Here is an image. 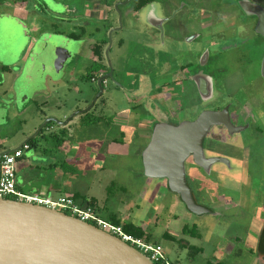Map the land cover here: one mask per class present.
<instances>
[{
    "label": "rangeland",
    "instance_id": "obj_1",
    "mask_svg": "<svg viewBox=\"0 0 264 264\" xmlns=\"http://www.w3.org/2000/svg\"><path fill=\"white\" fill-rule=\"evenodd\" d=\"M6 1L0 0V150H12L20 146L48 117L61 120L64 114H67V118L78 109L83 110L89 106L97 86L87 76L90 70L96 71L99 68V65L91 61L90 46L94 41L108 38L104 29L105 22H94L83 15L84 9L89 6L88 0H8L12 3L11 6H6ZM30 2L34 3L33 7ZM260 3L264 5L263 1ZM131 4L120 6L121 13L131 7ZM2 12L9 13V16H2ZM113 12L111 15H115L118 22V12ZM89 14L100 15L97 9H92L88 16ZM136 22L142 28L127 27L126 17L123 16V29L114 34H119L124 45L118 56L110 53L113 74L108 78V86L89 113L73 116L71 124L77 125L72 129L71 135L73 140L80 143L75 152H69L71 159L63 166L69 173L68 181L75 186H96V191L102 188L104 195L108 197V203L116 206L118 211H131L132 216L127 219L134 224L145 225V238L159 243L171 261L180 264H209V261L264 264V258H258L253 246L257 241L253 239L259 226L256 223L264 221L262 188L260 197L254 200L257 191L255 186H264V132L263 136L257 134L263 140V143H259L262 144V151L257 152V157L263 164L262 174L259 176V173H251L243 185V170L239 171L241 165L236 160L231 163V167L235 166V171L231 172L225 167L227 175L235 180V184L230 182L226 188L221 186L216 190L215 182L208 179L211 185L205 187L209 191L198 194L195 181H189L198 202L214 211V214L205 213L201 216L191 213L182 202L177 201L165 182L144 177L140 154L135 151L144 148L148 141L144 137L140 138V130L137 129L130 139L127 129L123 130V135L119 132L120 124L125 122V117L120 118L119 114L126 115L134 105L138 106L132 112L134 122L154 116L155 105L150 99L162 100L160 109L166 108L164 114L170 122L194 118V106L199 103L192 83L183 78V73H180L181 79L175 82L176 85H167L163 88V93L153 89L149 99L143 97L135 100L133 97L139 93L132 95L129 92L131 89L125 91L121 88V84L133 89L140 88L145 66L150 70L149 77L159 76L158 78L169 81L170 74L172 76L187 55L190 56L188 59H193L196 55L194 44L186 38L175 46L168 45L166 41L162 46L160 36L157 43L147 44L148 37L151 36L150 40L153 37L147 32L146 28L149 27L141 21ZM185 28L193 30L190 25ZM142 30H146V35ZM69 33L81 38L71 39L68 37ZM230 44L231 47L221 51L218 56V64L225 69L219 77L236 81L237 76L242 75L240 82L245 83L242 90L244 94L247 91L246 95L254 89L253 85L257 89L262 88L264 81L258 77L257 72L258 49L249 51L246 58L241 54L244 45L240 40L230 41ZM177 47H181L183 53ZM65 49L70 57L59 66L57 62L66 55ZM139 53L144 55L148 63L144 65L140 62L137 58ZM250 58L252 63H249ZM104 62L106 67L102 68H109L106 58ZM2 65L8 66L11 71H2ZM215 65L216 62H213L211 67ZM72 69L74 76H70ZM85 74L86 79L83 77ZM58 79L60 83L57 89L55 80ZM173 87L174 94L171 93ZM101 99L105 100L107 106L102 107L104 110L99 113ZM148 100L150 104L146 105ZM259 107L264 116V103L260 102ZM254 112L257 113L256 110ZM98 115L101 117H96ZM260 119L264 122V119ZM105 130L108 141L117 140V143L108 142L107 146L104 142L92 140L102 137ZM49 136L43 127L29 142L31 151H39L38 147L43 145L42 142L45 144ZM92 146L97 147V152H92ZM28 151L23 150V156H29ZM41 152L45 153V158L51 154L48 148ZM76 194L77 197L73 199L81 203L82 196L80 193ZM100 217L106 219L102 214ZM252 217L254 221L250 222ZM193 224L201 238H193L182 232V229ZM189 245L201 248V251L194 252Z\"/></svg>",
    "mask_w": 264,
    "mask_h": 264
},
{
    "label": "flooded vegetation",
    "instance_id": "obj_2",
    "mask_svg": "<svg viewBox=\"0 0 264 264\" xmlns=\"http://www.w3.org/2000/svg\"><path fill=\"white\" fill-rule=\"evenodd\" d=\"M260 1L264 2V0H88L89 6L84 9L83 13L88 20L91 19L94 22L97 21L101 23L105 22L106 24L102 25H104L105 33H108V38L103 37L98 41L92 42L90 46L89 56L91 57V61L96 65H99V68L96 69V71L90 70L87 76L89 81L96 83L97 89L93 94V101L89 104L90 108L86 110V113H89L98 99L104 94L105 88L108 86V78L112 77L113 67L110 62V53L112 52V55L116 57L119 55L120 49L123 48V39L118 33L114 34L115 31L123 29L121 23L123 16L126 17L127 27L132 26V29L142 28L136 21H141L149 27L146 28L147 32H150L149 35L152 34L153 36L151 40L149 39L151 36H149L148 39L145 37L148 41L147 44L149 45H151V43H157L160 38L162 46L165 45V41L168 45L175 46L180 40H184V38H186L188 42L194 44V52H196V55L193 59H188L190 56L185 55L186 59L180 62L179 68L174 71L172 76L170 74L169 81L160 79L158 78L159 76L149 77L148 74L150 75V70L145 66L142 73L143 81L140 82V88L135 87V89H133L129 86L126 87V85L124 86L123 84H121V88L123 90L131 89L129 92H131L132 95L139 93L133 97L135 100L142 99L143 97H148L149 99L153 89L159 90L160 93H163V88L167 87V85L175 86V82L181 79L180 73H183V78L192 83L199 102L198 106H194L196 116L192 119H180L177 122H170L166 119V115L164 114L166 108L164 109V107H162L163 110L160 109L162 100L160 98H153L150 100H152L153 105H155L153 108V111L155 112L154 116H151L150 118H140L137 122H134L132 112L138 107L137 105H134L131 107L132 110L128 111L126 115L119 114L121 115L120 118L125 117V122L120 124L121 126H118L121 135H123V126H127L130 127L129 132L132 133V135L130 134L129 136L130 138L138 129L140 130V138L144 137L149 141L154 126L159 122H166L170 125L177 126L182 121H194L200 113L205 110L223 111L226 109L231 128H228L225 125H214L202 140V149L205 158H214V162L209 164L207 170H205L203 167L195 164L191 157L187 158L185 161L187 186L191 189L195 203L209 210L207 214H214V211L198 202L189 181H195V185L198 186V194H202V192L207 193V191H209V188L205 187L210 184L208 179L215 182L214 185L216 186V190L221 186L226 188L230 182L235 184V180H232V177L227 175L225 167L227 166L231 172L235 171L236 168L235 166L231 167V163L236 160L239 161L241 165L239 171L243 170L242 174L244 178L241 179L243 185L245 184L244 182L248 180L251 173L252 175H257L259 173L258 176L262 174L263 164L262 161L258 159L257 152L262 151V144L259 143H263V140L260 139L257 134L259 133V136H263L262 132H264V122L260 119H264V116H262L263 111L259 109V103H264V86L257 89V86L253 85L254 89H252L248 95H246L247 91H245L244 94L242 88L245 86V83L240 82L242 75H236V81L231 78L219 77L225 69L217 62L220 52L228 50L231 47L230 41L234 42L240 40L244 45L241 49L242 56L247 58L249 51L252 49L254 51L258 49L260 52L257 55L258 59L256 58L258 61L257 72L258 77L264 81V77L261 75L260 71L264 57V35L256 31V25L258 23L256 6H260L264 9V5L260 3ZM128 3H132L131 7L126 8L124 13H121L119 7L125 4L127 5ZM33 5L34 3H31L32 7ZM104 8H106V10ZM92 9H97L100 15L95 16L89 14L88 16L89 11L91 13ZM115 10L118 12V22H116V16L111 15L114 14L113 11ZM186 25L193 26V30L189 31V28H185ZM195 26H197L199 31L195 29ZM98 28L99 27H96V29ZM142 31L146 35V30ZM113 34L115 41H113ZM68 37L75 40L81 38L79 35L73 33H69ZM98 47L100 48V58L96 53ZM142 47L145 48L146 46L142 45ZM180 49L181 47H177V50L183 53ZM105 58L107 59L109 68L107 67L106 69H103L102 67H106V63L104 62ZM137 58L144 65L148 63L147 59H144V55L141 53L137 55ZM213 62H216V65L211 67ZM249 63H252L251 58ZM70 74V76L75 75L73 69ZM86 74L84 76L82 75L84 79H86ZM100 77H103L101 81V91L97 84ZM59 80L60 79L55 80L57 89L60 83ZM238 80L239 82H237ZM235 82L236 85L234 84ZM130 84L135 83L130 82ZM138 89L141 91L138 92ZM171 93H175L174 87ZM159 95L162 97L161 94ZM235 95H238V97ZM149 104L150 101L146 105ZM153 105H151V107ZM104 106H107V104L105 103V100L101 99L98 108L99 113L104 110ZM108 107L110 108L111 106ZM254 110H256L258 114L255 113ZM77 111L80 110L78 109ZM96 117L101 116L98 115ZM64 118L65 116L61 118L60 121L64 120ZM73 120L74 118L72 117L68 123ZM52 124V122H49L44 128H48V126ZM41 130L42 129H40L37 134H39ZM144 148L137 149L136 152H139L141 155L140 152H142ZM146 178L163 181L166 183V186H168L165 179ZM261 188L262 197L264 196V186H255L257 191L254 194V200H257V198L260 197ZM174 194L176 200L182 202L178 194ZM223 208L226 207L223 205ZM252 221H254V217L250 219V222ZM256 224L259 226L255 233L256 237L253 240L255 241L256 239L257 241L253 246H255L257 252L258 240L260 233L264 228V221L257 222ZM192 228L198 233L195 224L189 228L185 227L184 229L186 231L182 229V232L193 238H201L200 233V236L191 235L189 231ZM169 236L173 237L170 234ZM192 246L193 245H189V248Z\"/></svg>",
    "mask_w": 264,
    "mask_h": 264
},
{
    "label": "water",
    "instance_id": "obj_3",
    "mask_svg": "<svg viewBox=\"0 0 264 264\" xmlns=\"http://www.w3.org/2000/svg\"><path fill=\"white\" fill-rule=\"evenodd\" d=\"M256 7V31L264 35V9ZM64 53L68 54L67 49ZM67 54L57 62L59 66L69 57ZM260 71L264 77V57ZM103 77L97 81L100 91ZM89 108L77 111L62 121L48 117L33 135L14 149L33 139L47 123L64 126L75 114L84 113ZM214 125L231 128L226 109L205 110L194 121H182L177 126L159 122L140 155L143 175L165 179L169 190L178 194L185 207L198 216L209 210L197 205L192 197L186 183L185 161L191 157L205 170L214 162V158H205L202 149L203 137ZM14 149L0 152V156ZM87 204L85 202L83 208ZM0 264L154 263L118 237L86 221L62 211L0 197Z\"/></svg>",
    "mask_w": 264,
    "mask_h": 264
},
{
    "label": "crops",
    "instance_id": "obj_4",
    "mask_svg": "<svg viewBox=\"0 0 264 264\" xmlns=\"http://www.w3.org/2000/svg\"><path fill=\"white\" fill-rule=\"evenodd\" d=\"M6 6H11L12 4L8 1L5 3ZM2 16H9V13L2 12ZM67 114H64L65 116ZM69 122L64 126L60 125H50L46 128L47 133L50 134L49 140L42 142L43 145L39 146L38 150L34 149L31 151V146L28 149L29 156H23L16 162V183L20 190L25 192H39L42 194H47L52 197H58L60 195H73L80 193L82 197H85L95 211V214L100 217V214L105 216L108 222L110 220L117 219L120 222H132L127 219L131 218V211H118V209L113 207L108 203V197L104 195L103 189L99 188L96 191V186H75L70 184L68 181V171L63 169V166L71 159L69 152H75L77 144L80 143L73 140L71 131L77 124H71ZM124 129L129 131L130 127L123 126ZM35 129V128H34ZM130 133V132H129ZM107 132L104 131L102 137L92 139L93 141L117 143L115 141H108L106 136ZM132 135V133H130ZM129 134V136H130ZM62 136V138H60ZM130 139V137H129ZM89 140V139H88ZM90 141V140H89ZM125 142V141H124ZM123 143V141H122ZM121 145H125L122 144ZM106 144V145H107ZM30 145V144H29ZM39 145V144H38ZM67 146V147H65ZM108 146V145H107ZM49 149L51 154L48 158H45L44 152L41 150ZM137 148V146H136ZM92 152H97V147L92 146ZM136 152V151H135ZM134 151L132 152V154ZM128 154V153H127ZM36 158V159H35ZM42 159V160H40ZM86 201V202H87ZM82 203V201H81ZM123 212V213H122ZM101 218V217H100ZM144 229L145 225L136 224Z\"/></svg>",
    "mask_w": 264,
    "mask_h": 264
},
{
    "label": "built area",
    "instance_id": "obj_5",
    "mask_svg": "<svg viewBox=\"0 0 264 264\" xmlns=\"http://www.w3.org/2000/svg\"><path fill=\"white\" fill-rule=\"evenodd\" d=\"M30 145L23 144L20 148L0 156V197L23 201L49 209L68 213L82 221H86L97 228L108 232L144 254L154 264H180L167 258L163 247L156 242L145 238H137L125 233L120 225L103 220L95 214L94 208L87 204L77 203L70 195L52 197L39 192H25L18 188L16 183V162L28 150ZM4 150H0L2 152Z\"/></svg>",
    "mask_w": 264,
    "mask_h": 264
},
{
    "label": "trees",
    "instance_id": "obj_6",
    "mask_svg": "<svg viewBox=\"0 0 264 264\" xmlns=\"http://www.w3.org/2000/svg\"><path fill=\"white\" fill-rule=\"evenodd\" d=\"M99 49H100L99 47L96 49V53H97V56L100 58ZM1 70L2 71H11V69L8 66H5V65L1 66ZM31 140L32 139L27 141V143L29 144V142H31ZM22 157H23V155L21 156V158ZM21 158H19V159H21ZM76 197H77V194H73L72 195V198H76ZM86 201H87L86 198L82 197V204H84ZM87 203L90 204V201H87ZM66 214H68V213H66ZM110 221L113 224L120 225L125 233L131 234L134 237H137V238H145V237H147L145 232H144V230L140 226L134 225L131 222H120L117 219H113V220H110ZM184 231H186V230L184 229ZM189 232L191 233L192 236H200L199 233H197L194 230V228H192ZM145 239H148V238H145ZM190 248L194 249L193 250L194 252L201 251V248H198V247L196 248L195 246H192ZM256 253H257L258 258H261V259L264 258V228L262 229V231L260 233V236H259L258 245H257V252ZM208 263L209 264H224V263H222L220 261H217V262L209 261Z\"/></svg>",
    "mask_w": 264,
    "mask_h": 264
}]
</instances>
